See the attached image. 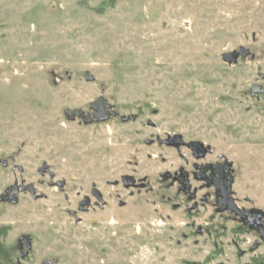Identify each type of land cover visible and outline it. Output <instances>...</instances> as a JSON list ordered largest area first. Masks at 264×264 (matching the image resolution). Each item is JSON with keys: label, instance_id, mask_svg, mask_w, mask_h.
I'll list each match as a JSON object with an SVG mask.
<instances>
[{"label": "rangeland", "instance_id": "1", "mask_svg": "<svg viewBox=\"0 0 264 264\" xmlns=\"http://www.w3.org/2000/svg\"><path fill=\"white\" fill-rule=\"evenodd\" d=\"M253 86L264 0H0V264H264L217 192L193 211L164 177L191 158L169 139L200 142L198 162L228 164L233 197L264 218ZM100 97L109 119L87 122ZM92 188L106 205L81 212Z\"/></svg>", "mask_w": 264, "mask_h": 264}, {"label": "flooded vegetation", "instance_id": "2", "mask_svg": "<svg viewBox=\"0 0 264 264\" xmlns=\"http://www.w3.org/2000/svg\"><path fill=\"white\" fill-rule=\"evenodd\" d=\"M94 114H96V111ZM167 142H177L180 146L187 147L188 151L191 153V158L185 159L187 168L182 167L179 171L173 174L167 173L164 177L165 181H170L171 184L177 185L178 191L184 194L186 198H193L195 202V204L191 205L195 208L193 211H198V203L203 202V200L205 202H211V207L213 209V191H215L218 193L216 204L220 210L235 214V217H239L247 222L248 225L253 226L259 232L261 238L264 239L263 213L252 208L250 210L242 209L232 195V187L229 193L230 195L225 194L228 185H230V166L226 163L216 164L214 162H198L202 156L207 154L204 148L197 145L188 146L181 138L175 140L169 139ZM123 180L127 185H137L136 178L133 176H127L123 178ZM115 184H117L116 181ZM145 186L146 183L143 182L142 187L145 188ZM91 194L93 200L90 196L82 200L79 206L81 212L85 213L92 203L95 204V207L99 208H103L106 205V200L99 189L92 188ZM78 219L79 217L77 216L76 220L79 221ZM25 243L27 245L29 244V238L27 236L25 237Z\"/></svg>", "mask_w": 264, "mask_h": 264}, {"label": "water", "instance_id": "3", "mask_svg": "<svg viewBox=\"0 0 264 264\" xmlns=\"http://www.w3.org/2000/svg\"><path fill=\"white\" fill-rule=\"evenodd\" d=\"M246 54H247V50H235L233 52L224 54L223 59L229 63H234V62H237L239 56L246 55ZM261 92H264V88H262L260 86H253L252 93L254 95H258V93H261ZM92 107L96 110L95 118L88 117L87 122H94V121L109 119L111 112L108 110L109 105L106 104V101L103 97L96 99V101L92 104ZM80 113H81V109H74L72 111L73 115L80 114ZM178 139H180V137H178ZM192 145H197V146L202 147V143H200V142H194V143H192ZM203 154H204V152H203ZM17 182L18 181L16 180V184H15L16 186L11 188L14 192H18V186H17L18 183ZM232 182H233V178L231 177L230 185H228V188L225 192L226 195H230L229 193H230V190L232 187L231 186Z\"/></svg>", "mask_w": 264, "mask_h": 264}]
</instances>
